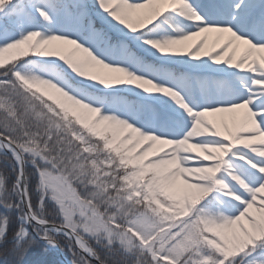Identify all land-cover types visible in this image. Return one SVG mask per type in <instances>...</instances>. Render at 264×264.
<instances>
[{"label": "snow or ice", "instance_id": "obj_1", "mask_svg": "<svg viewBox=\"0 0 264 264\" xmlns=\"http://www.w3.org/2000/svg\"><path fill=\"white\" fill-rule=\"evenodd\" d=\"M0 165L3 264H264V0H0Z\"/></svg>", "mask_w": 264, "mask_h": 264}, {"label": "rangeland", "instance_id": "obj_2", "mask_svg": "<svg viewBox=\"0 0 264 264\" xmlns=\"http://www.w3.org/2000/svg\"><path fill=\"white\" fill-rule=\"evenodd\" d=\"M2 211V210H0ZM8 244L12 247V243H11V238L10 240L8 241ZM36 248L39 249V251H29L27 257H30L32 258V260H26V264H30V262L32 261H42V262H45V264H51L52 261L54 260H57L58 259V254H57V251L54 252L52 250H48V251H45L44 250V246L43 244L40 242V241H37V246ZM60 251L68 258L70 259V257L68 256V253H67V250L63 248V240H61V249ZM49 255V256H48ZM5 258L3 257H0V264H3V260Z\"/></svg>", "mask_w": 264, "mask_h": 264}, {"label": "trees", "instance_id": "obj_3", "mask_svg": "<svg viewBox=\"0 0 264 264\" xmlns=\"http://www.w3.org/2000/svg\"><path fill=\"white\" fill-rule=\"evenodd\" d=\"M0 171H4L5 172V174H8V172H7V170L6 169H4L3 168V165H0ZM15 227V224H14V217H13V223L11 224V226H10V230H9V237H8V241L10 240V238H11V232H12V230H13V228ZM11 249V246L8 244V242L5 244V245H3V247L2 248H0V252H7L8 250H10ZM34 250H36V251H39V249L38 248H33L31 251H34ZM31 255V254H30ZM30 255H29V257H26V260H32V258L30 257ZM49 256V255H48ZM0 257H3V258H6L5 256H3V255H0Z\"/></svg>", "mask_w": 264, "mask_h": 264}, {"label": "water", "instance_id": "obj_4", "mask_svg": "<svg viewBox=\"0 0 264 264\" xmlns=\"http://www.w3.org/2000/svg\"><path fill=\"white\" fill-rule=\"evenodd\" d=\"M58 252L60 259H64V260L68 259L60 250Z\"/></svg>", "mask_w": 264, "mask_h": 264}]
</instances>
